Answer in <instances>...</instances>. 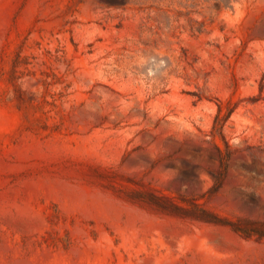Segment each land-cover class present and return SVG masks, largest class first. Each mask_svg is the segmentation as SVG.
Segmentation results:
<instances>
[{"label":"rangeland","instance_id":"374dc122","mask_svg":"<svg viewBox=\"0 0 264 264\" xmlns=\"http://www.w3.org/2000/svg\"><path fill=\"white\" fill-rule=\"evenodd\" d=\"M0 264H264V0H0Z\"/></svg>","mask_w":264,"mask_h":264},{"label":"trees","instance_id":"16d2710c","mask_svg":"<svg viewBox=\"0 0 264 264\" xmlns=\"http://www.w3.org/2000/svg\"><path fill=\"white\" fill-rule=\"evenodd\" d=\"M236 230H238V228H235Z\"/></svg>","mask_w":264,"mask_h":264}]
</instances>
